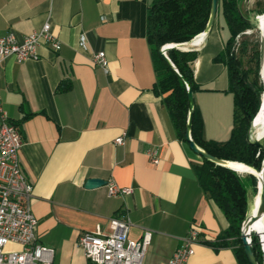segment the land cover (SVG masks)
<instances>
[{"label":"crops","instance_id":"crops-1","mask_svg":"<svg viewBox=\"0 0 264 264\" xmlns=\"http://www.w3.org/2000/svg\"><path fill=\"white\" fill-rule=\"evenodd\" d=\"M149 2L0 0V37L10 33L20 41L48 22L60 43L56 51L41 44L36 60L0 61L1 106L18 123L20 170L32 184L36 239L53 250L52 264H93L77 245L78 235L96 228L107 233L109 219L122 216L130 223L129 238L151 232L145 264H165L191 224L199 236L187 264H237L230 246L208 244L217 241L227 222L195 179L192 164L200 156L179 139L151 90ZM223 31L216 15L204 37L197 35L187 46L196 52L193 105L203 137L214 141L226 140L232 126L226 66L213 60L227 39ZM97 51L104 52L106 72L92 62ZM60 80L69 81L70 88L54 92ZM28 112L33 114L23 118ZM121 133L122 144L114 143ZM149 149L157 150L156 165L149 162ZM90 177L111 178L131 192L107 196L105 184L85 188Z\"/></svg>","mask_w":264,"mask_h":264},{"label":"trees","instance_id":"trees-1","mask_svg":"<svg viewBox=\"0 0 264 264\" xmlns=\"http://www.w3.org/2000/svg\"><path fill=\"white\" fill-rule=\"evenodd\" d=\"M241 0H217L216 15L222 19L223 27L228 36L223 50L213 57L216 62L226 66L228 88L232 95V126L229 136L223 141L207 140L202 135V122L198 110L193 105L190 137L191 140L207 153L221 159L241 162L259 168L262 153L248 144L245 137L249 120L257 110L260 87L257 80V42L252 50V57L247 62L253 67H244L242 56L247 49V42L241 40L238 44L239 55L231 49L237 34L249 29L250 26L242 20L236 11V4ZM210 0H150L145 10V38L149 44L151 63L155 75L152 92L160 97L169 121L177 136L184 139V125L187 113L186 89L180 76L190 84L191 91L197 89L192 76V63L196 52L170 48L166 56L176 71L161 57L158 50L164 44L181 43L201 34L208 17ZM262 7L257 10L261 12ZM250 74V78L248 77ZM180 75V76H179ZM70 88V82L60 80L54 92H63ZM33 114L28 112L23 118ZM16 126L18 123L13 122ZM252 137H256L254 131ZM264 136V135H263ZM186 142V141H185ZM199 163L192 164L195 179L208 199L222 212L227 226L217 236V241L208 244L217 249L230 246L237 264H248L243 253L238 233L247 204V189L255 193V179L248 175L249 182L244 185L240 177L245 173L216 165L200 157ZM250 248L259 263L262 253L256 235H251Z\"/></svg>","mask_w":264,"mask_h":264},{"label":"built area","instance_id":"built-area-1","mask_svg":"<svg viewBox=\"0 0 264 264\" xmlns=\"http://www.w3.org/2000/svg\"><path fill=\"white\" fill-rule=\"evenodd\" d=\"M239 33L235 36L232 51L236 50ZM80 40V45H82ZM47 44L51 50L60 47L59 41L49 31L48 22H44L38 31L24 35L17 41L12 34L0 37V61L13 57L17 62L36 60L37 48ZM92 62L107 71V61L103 51L92 54ZM124 133L115 137L113 142L122 144ZM21 133L9 120L0 102V264H52L53 250L43 246L36 239L37 220L30 208L32 184L26 180L20 170ZM149 162L158 163L156 149L147 152ZM106 195H125L130 187H120L111 178L105 182ZM130 225L126 216L110 218L109 232L99 228L84 231L77 237L76 243L87 261L93 264H145L143 256L150 241L151 232L144 230L139 239L127 235ZM199 229L191 224L180 244L168 257L165 264H187L193 254L192 245L198 241ZM19 246L17 250H7V244ZM264 258V248L260 246Z\"/></svg>","mask_w":264,"mask_h":264},{"label":"water","instance_id":"water-1","mask_svg":"<svg viewBox=\"0 0 264 264\" xmlns=\"http://www.w3.org/2000/svg\"><path fill=\"white\" fill-rule=\"evenodd\" d=\"M216 2L217 0H210L209 11L206 24L202 30V34H206L212 27L213 22L215 20L216 14ZM240 2L236 4V11L238 15L245 21L249 26V30H254L257 32V80L260 87V95H259V103L256 112L249 120V126L246 134V141L248 144L254 146L258 152L262 153V159L260 161L259 168L254 167L253 165H247L237 161L225 160L221 158H217L209 153H207L202 148L198 147L190 137V127H191V118L193 111V94L191 91L190 84L188 81L180 76L182 82L184 83L186 89V104H187V113L186 120L184 125V139L191 151L195 154L199 155L201 158L206 159L216 165L226 167L228 169L234 170L235 164H241L244 167L250 168L254 170V173H248L253 176L255 179V193L248 188L247 195V204L246 211L243 219L239 225V233L238 238L247 260L248 264H264V258L262 256V261L259 263L255 258L251 248H250V239L251 235H256L258 239L259 248L262 245L264 248V227L262 230H256L255 225L261 221L264 226V139H260L257 137H252L251 133L253 131V122L261 109H264V5L262 7L261 12H257L252 10L247 14H243L240 9ZM261 18V19H259ZM244 30L242 34H245ZM199 35V34H197ZM195 35L190 40L181 42V43H169L162 45L158 52L161 57L174 69L173 64L169 61L166 56V51L170 48H178L181 50H191L187 46L193 41V39L197 36ZM264 111V110H263ZM106 181L100 178H87L85 179L83 186L85 188H94L101 185H104ZM261 250V249H260Z\"/></svg>","mask_w":264,"mask_h":264},{"label":"rangeland","instance_id":"rangeland-1","mask_svg":"<svg viewBox=\"0 0 264 264\" xmlns=\"http://www.w3.org/2000/svg\"><path fill=\"white\" fill-rule=\"evenodd\" d=\"M240 9L242 11L243 14H247L248 12L255 10L257 11L259 8L263 7L264 5V0H241L240 1ZM224 35L227 37V33L226 31H223ZM247 34V35H246ZM241 40H244L247 42V49L246 52L244 54V56H242V63L244 67H253V63L251 62H247V60L252 57V50L254 48L255 42H257V32L254 30H249L246 29L245 34H240L237 38V42H236V50L234 53H236V55H239L238 52V44ZM248 77L250 78V74H248ZM236 173H240L242 171H235ZM241 182L244 185H247L249 182V177L247 174H242L240 177ZM251 188V187H249Z\"/></svg>","mask_w":264,"mask_h":264},{"label":"bare ground","instance_id":"bare-ground-1","mask_svg":"<svg viewBox=\"0 0 264 264\" xmlns=\"http://www.w3.org/2000/svg\"><path fill=\"white\" fill-rule=\"evenodd\" d=\"M261 19V18H259ZM247 35V34H246ZM201 38L204 37L203 34L201 33L199 35ZM198 37V36H197ZM193 43V42H192ZM197 44V43H196ZM264 109H261L254 122H253V131L256 135L257 138H260V139H264ZM234 170L233 171H242L240 173H245V174H248V173H254V170L250 169V168H247V167H244L242 166L241 164H235V166L233 167ZM263 223L261 221H259L256 225H255V229L256 230H262L263 229ZM252 237V236H251Z\"/></svg>","mask_w":264,"mask_h":264}]
</instances>
